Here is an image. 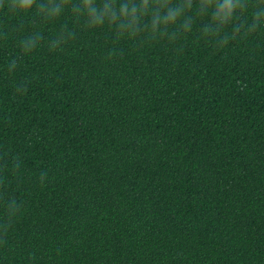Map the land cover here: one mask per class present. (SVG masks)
Here are the masks:
<instances>
[{"label":"trees","instance_id":"16d2710c","mask_svg":"<svg viewBox=\"0 0 264 264\" xmlns=\"http://www.w3.org/2000/svg\"><path fill=\"white\" fill-rule=\"evenodd\" d=\"M0 264H264V0H0Z\"/></svg>","mask_w":264,"mask_h":264},{"label":"clouds","instance_id":"9594fccd","mask_svg":"<svg viewBox=\"0 0 264 264\" xmlns=\"http://www.w3.org/2000/svg\"><path fill=\"white\" fill-rule=\"evenodd\" d=\"M31 3H32V0H20V7L22 9L27 10L28 7L31 5Z\"/></svg>","mask_w":264,"mask_h":264}]
</instances>
